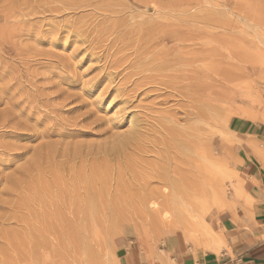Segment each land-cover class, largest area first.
Wrapping results in <instances>:
<instances>
[{
  "label": "rangeland",
  "instance_id": "rangeland-1",
  "mask_svg": "<svg viewBox=\"0 0 264 264\" xmlns=\"http://www.w3.org/2000/svg\"><path fill=\"white\" fill-rule=\"evenodd\" d=\"M113 1L0 0V264H118L173 234L219 240L240 191L234 121L264 123V0ZM160 55L184 60L162 71L174 86L151 78ZM188 82L212 95L192 102ZM132 119L144 137L111 151ZM153 200L171 210L164 223Z\"/></svg>",
  "mask_w": 264,
  "mask_h": 264
},
{
  "label": "crops",
  "instance_id": "crops-1",
  "mask_svg": "<svg viewBox=\"0 0 264 264\" xmlns=\"http://www.w3.org/2000/svg\"><path fill=\"white\" fill-rule=\"evenodd\" d=\"M239 193L217 218L219 243L203 249L173 234L160 247H125L118 264H264V123L236 120Z\"/></svg>",
  "mask_w": 264,
  "mask_h": 264
},
{
  "label": "bare ground",
  "instance_id": "bare-ground-1",
  "mask_svg": "<svg viewBox=\"0 0 264 264\" xmlns=\"http://www.w3.org/2000/svg\"><path fill=\"white\" fill-rule=\"evenodd\" d=\"M113 1V0H112ZM114 2V1H113ZM116 2V1H115ZM114 2V3H115ZM166 60H168V59H163V57H162V55H160V56H157V57H155L154 58V60H151L150 62H147L146 64L147 65H151V68L153 69V70H155L156 71V73H158V74H156V76H152L151 78H152V80L153 81H155V80H159V81H161V78L163 77H165V78H167L168 80H166V83H168V85L169 84H171V85H175V83L177 84V82H175L174 80L175 79H178V77H176V76H174V75H172V74H166V73H162V71H164V70H166V68H169L171 65H173V64H175V63H177L178 61L179 62H181V61H184V60H181L180 61V59H177V60H168V61H166ZM193 60V59H192ZM145 61V60H144ZM188 62H190V61H188ZM185 63H186V61H185ZM140 64V63H139ZM142 68H144V71H145V67H142ZM141 69V68H140ZM139 71V70H138ZM154 72V71H153ZM159 72H161L162 74H160ZM139 73V72H138ZM143 73V72H142ZM192 74V73H191ZM194 74V73H193ZM189 79V80H191V78H193V76L192 77H189L187 74L185 75V76H183V77H181V79ZM151 81V80H150ZM165 82V81H164ZM163 82V83H164ZM159 84H160V82H158ZM162 85V84H161ZM206 85H208V84H201V83H192V82H188L186 85H184L183 86V89H184V91H185V93H186V95H183V96H187V98H189V99H191L192 100V102H194V103H198V102H200V100L202 101V99L205 97V95L207 96V98H209V96H211L212 95V92L210 91V89H209V91H208V89L206 88ZM163 86H164V84H163ZM166 88V87H165ZM117 91H118V89H117ZM174 91V90H173ZM208 91V92H207ZM176 92V91H175ZM175 94V93H174ZM209 95V96H208ZM182 98V97H181ZM184 98V97H183ZM166 99V98H165ZM165 99H163V100H165ZM213 99V98H212ZM213 100H216V99H213ZM209 101V100H208ZM13 104H15L14 102H12ZM11 106H12V104H11ZM14 107V106H13ZM9 109H11V107L9 108ZM9 109H5L6 111L7 110H9ZM21 109V108H20ZM125 109V108H124ZM18 110V109H17ZM16 110V111H17ZM22 110V109H21ZM20 110V111H21ZM4 111V110H3ZM2 111V112H3ZM15 111V110H14ZM18 112V111H17ZM208 112V111H207ZM1 113V112H0ZM5 113V112H4ZM11 113H12V110H11ZM15 113V112H14ZM12 114V115H16V114ZM19 113V112H18ZM7 114V113H6ZM6 114H4V115H6ZM9 114H10V110H9ZM20 114V113H19ZM23 115H24V112L22 113ZM186 114L188 115V116H194L195 115V117H198L199 119H201V114L199 113V112H193V111H190L189 113H187L186 112ZM204 114H205V111H204ZM4 115H2V116H4ZM22 115V116H23ZM28 115V114H27ZM26 115V116H27ZM8 115H6V117H7ZM10 116V118H11V115H9ZM9 116H8V119H9ZM14 116H12V118L14 117ZM17 116V115H16ZM20 116H21V114H20ZM19 115H18V117H20ZM23 117H25V116H23ZM249 117V116H248ZM16 118V117H15ZM20 118H22V117H20ZM26 118V117H25ZM194 118V117H193ZM211 117H209V120H211L210 119ZM0 119H1V116H0ZM6 119V118H5ZM7 119V120H8ZM24 119V118H23ZM22 119V120H23ZM167 120H168V122H170V123H172V124H174V123H177L178 122V119H176V117H172V116H170V117H167L166 118ZM251 119V118H250ZM252 119H254V118H252ZM3 120H4V118H3ZM10 120V119H9ZM17 120H18V118H17ZM25 120V119H24ZM23 120V121H24ZM26 120H27V118H26ZM26 120H25V122H26ZM30 120H31V118H30ZM203 120V119H202ZM208 120V121H209ZM11 121V120H10ZM23 121H20V122H22L23 123ZM37 121V120H36ZM36 121H35V123H34V125L36 124ZM204 121H206V120H204ZM204 121H203V123H204ZM19 122V124H21ZM29 121L27 120V123H28ZM186 122V121H185ZM0 123H2L1 121H0ZM4 123V122H3ZM2 123V124H3ZM38 123V122H37ZM130 123H131V125H130V127H129V129L125 132V133H123V134H120V135H118L117 137H115V139H112V141L109 143V144H107L106 146H108V148L111 150V151H120L121 149H123V148H125L126 146H128L129 144H131V143H136V141L139 139V138H143V137H139L140 135L142 136V134H141V131H140V129H141V125L139 124V121H138V119H132V120H130ZM166 123V122H165ZM180 123V122H179ZM210 123H212L211 121H210ZM7 124V123H6ZM11 124H13V123H11ZM29 124V123H28ZM205 124V123H204ZM207 124V123H206ZM209 124V123H208ZM10 125V124H9ZM27 125V124H26ZM33 125V124H32ZM31 125V126H32ZM37 125V124H36ZM35 125V126H36ZM179 125V124H178ZM212 125V124H211ZM19 126V125H18ZM35 126H34V129H35ZM2 127H4V126H2ZM20 127V126H19ZM19 127H15L14 128V126H13V128L14 129H17V131L18 130H21L22 128L20 127V129H19ZM23 127V126H22ZM163 127V126H162ZM178 127V126H177ZM176 126H174V125H167V127H166V131H167V134H168V136L170 135L172 138H175V137H180L181 136V130H179L178 128H177ZM210 127V126H209ZM6 128V127H5ZM12 128V127H11ZM29 128H31L30 127V125H29ZM144 128V127H143ZM34 129H33V131H34ZM44 129V128H43ZM42 129V130H43ZM47 128L45 127V130H46ZM11 130V129H10ZM23 130V129H22ZM48 130V129H47ZM46 130V131H47ZM52 130V129H51ZM16 131V130H15ZM24 131V130H23ZM27 131V130H26ZM40 131V130H39ZM199 131V130H198ZM35 132H37V131H35ZM34 132V133H35ZM43 132V131H42ZM41 132V133H42ZM50 131H48V133H49ZM46 133V132H45ZM45 133H43V134H45ZM47 133V134H48ZM35 134H37L38 136H39V134L38 133H35ZM46 134V135H47ZM164 134V133H163ZM31 135V134H30ZM36 135V136H37ZM41 136H42V134H40ZM49 135V134H48ZM41 136H40V138H41ZM45 136V135H44ZM30 137V136H29ZM31 138V137H30ZM33 138V137H32ZM169 138V137H168ZM145 139V138H144ZM143 139V140H144ZM143 140H142V142H143ZM171 140V139H170ZM199 140V139H198ZM139 141H141V140H139ZM138 141V142H139ZM141 142V143H142ZM177 143V142H176ZM44 144V143H43ZM42 144V145H43ZM137 144H139V143H137ZM41 145V146H42ZM45 145H47V144H45ZM140 145V144H139ZM136 146V145H135ZM134 146V147H135ZM178 146V145H177ZM180 146V145H179ZM47 147V146H46ZM105 147V146H104ZM138 147V146H137ZM141 147V146H140ZM183 147H185V146H183ZM44 148V147H43ZM106 148V147H105ZM136 148V147H135ZM139 149V148H138ZM181 149V148H180ZM52 150V149H51ZM68 150H70V149H68ZM83 150L81 149V152H82ZM88 152V151H87ZM102 152V151H101ZM115 152V153H116ZM187 152V151H186ZM46 153V152H45ZM103 153V152H102ZM104 153H107V151H105ZM109 153V152H108ZM107 153V154H108ZM114 153V152H113ZM119 153V152H118ZM49 154V153H48ZM67 154V153H66ZM85 154V153H84ZM93 154V153H92ZM101 154V153H100ZM37 156H38V154H36ZM45 156V155H44ZM50 155H47L46 154V156L45 157H49ZM66 156V155H65ZM82 156V155H81ZM36 157V156H35ZM52 157V156H51ZM50 157V158H51ZM54 157V156H53ZM55 157H56V155H55ZM93 157V156H92ZM92 157H91V159H92ZM110 157V156H109ZM44 158V157H43ZM49 158V159H50ZM60 158V157H59ZM81 158V157H80ZM47 159V158H46ZM56 159V158H55ZM70 159V158H69ZM68 159V160H69ZM31 160V159H30ZM34 160V159H33ZM71 160V159H70ZM44 162H46V160L44 159L43 160ZM58 161V160H57ZM31 162L33 163V162H36V161H32L31 160ZM38 162H39V160H38ZM37 162V163H38ZM43 162V163H44ZM32 163L31 164H28L29 166L31 165L32 166ZM40 163H42L41 162V160H40ZM47 163V162H46ZM53 163V162H52ZM59 163V162H58ZM65 163V162H64ZM24 164V163H23ZM45 164V163H44ZM25 165H26V163H25ZM24 165V166H25ZM42 165V164H41ZM55 166H56V164H54ZM59 165V164H58ZM22 166V165H21ZM21 166H20V168H21ZM23 166V167H24ZM36 167H38L37 165H35ZM168 166V165H167ZM26 168H27V165L25 166ZM35 167V168H36ZM164 167V166H163ZM22 169V168H21ZM21 169H20V171H21ZM23 169H25V168H23ZM41 169V168H40ZM18 170H19V168H18ZM35 170V169H34ZM18 172V171H17ZM166 172V171H165ZM206 172V170L204 171V173ZM13 173H15V172H13ZM15 174H18V173H15ZM163 175V174H162ZM205 175H206V173H205ZM163 177H164V175H163ZM166 177H168V176H166ZM170 177V176H169ZM171 178V177H170ZM13 179H14V177H13ZM159 179V178H158ZM164 179V178H163ZM173 180V179H172ZM6 183H8V182H6ZM173 184V183H172ZM8 185V184H7ZM17 185V184H16ZM16 185H14V186H16ZM179 186V185H178ZM177 187V186H176ZM182 187V186H181ZM15 188H17V186L15 187ZM178 188V187H177ZM165 190H166V188H164ZM173 189H174V187H173ZM236 190V192H237V188H235ZM161 192H159L158 193V195H160V196H162V198H164L165 200H167V198L170 196V193H165L166 191L165 190H161V189H159ZM9 191V190H8ZM165 191V192H164ZM171 191V190H170ZM176 190H174V192H175ZM14 192V191H13ZM154 192V191H153ZM153 192H151V193H153ZM173 192V193H174ZM8 193V192H7ZM11 193V192H10ZM10 193H8V194H10ZM179 193V192H178ZM181 193V192H180ZM149 194V193H148ZM175 194V193H174ZM235 194H238V193H235ZM181 195V194H180ZM154 196V195H153ZM175 196V195H174ZM182 196H184L183 194H182ZM11 197V196H10ZM91 198V197H90ZM179 198V197H178ZM8 199V198H7ZM7 199H5V201L7 200ZM180 199V198H179ZM4 201H2V203H3ZM148 203V205L146 206V210L148 211V212H150L151 214H153V215H155V216H158L159 218H160V220L164 223L168 218H170V215H171V210L169 209V208H167V207H165V204H160V203H158V201H155V200H153V201H150V202H147ZM3 205V204H2ZM179 206H180V204H179ZM8 207H11V206H8ZM3 208V207H2ZM179 208V207H178ZM227 209V208H226ZM180 213V212H179ZM178 213V214H179ZM177 215V214H176ZM180 215V214H179ZM182 216V215H181ZM154 218V217H153ZM183 218V217H182ZM175 219V218H174ZM180 222V221H179ZM170 225V224H169ZM161 226V225H160ZM207 227H208V225H207ZM209 228V227H208ZM167 229V228H166ZM210 231V230H209ZM209 231L207 230V233H209ZM212 231V230H211ZM203 234V233H202ZM209 235H211V239H212V244L213 245H217L218 243H219V240H217L215 237H214V235H212V234H210L209 233ZM192 237V236H191ZM196 237V236H195ZM193 238V237H192ZM194 240V239H193ZM209 242V241H208ZM203 243V242H202Z\"/></svg>",
  "mask_w": 264,
  "mask_h": 264
}]
</instances>
